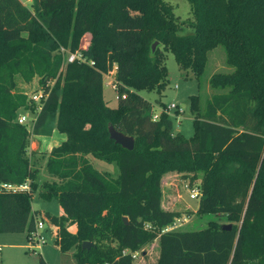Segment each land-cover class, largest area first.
Masks as SVG:
<instances>
[{
  "label": "trees",
  "instance_id": "trees-1",
  "mask_svg": "<svg viewBox=\"0 0 264 264\" xmlns=\"http://www.w3.org/2000/svg\"><path fill=\"white\" fill-rule=\"evenodd\" d=\"M186 1L191 32L180 35L182 22L165 0H30L29 7L0 0V233L33 228L38 187V198L61 209L43 218L74 264H133L131 253L152 241L155 264H264V0ZM84 33L90 37L80 50ZM217 46L228 70L208 76L213 93L202 106L200 95H189L192 134L172 133L170 118L153 120L137 91H162L165 51L198 78ZM59 47L80 50L92 64L73 60L62 69ZM112 70L116 105L109 107L102 74ZM15 76L38 77L46 94L32 134L52 121L64 135L44 163L56 181L38 185L24 154L29 134L16 112L34 103L14 90ZM108 125L132 136V149L110 139ZM87 156L114 164L116 176L97 171ZM169 172L189 185L198 179L195 214L224 215L230 229L212 220L161 232L180 216L161 206L160 179ZM25 182L28 191L2 188ZM83 241L91 246L81 248Z\"/></svg>",
  "mask_w": 264,
  "mask_h": 264
},
{
  "label": "rangeland",
  "instance_id": "rangeland-1",
  "mask_svg": "<svg viewBox=\"0 0 264 264\" xmlns=\"http://www.w3.org/2000/svg\"><path fill=\"white\" fill-rule=\"evenodd\" d=\"M25 7H29L30 0H19ZM171 5L176 20L181 23L178 34H188L191 32L189 26H186L189 19V5L186 0H165ZM89 34L84 33L80 38L78 48L84 50L88 45ZM78 50V49H77ZM164 65L166 69V82L161 92L155 90H139L137 93L148 100L152 106L151 118L157 119L160 113H165L172 122L173 130H179L185 137L192 134V114L189 110V95H200V106L203 100L213 93L207 84L208 76L217 71H227L228 67L224 63V54L221 47L217 46L207 52V59L202 74L195 78L192 72L187 69L178 67L173 59V55L169 51L164 52ZM63 69V67H62ZM114 71L102 74V97L108 106L115 105L116 92L114 90L113 81ZM14 90L23 93L27 99L28 95L38 90L40 86L38 77L34 76L29 82H23L18 76H15ZM48 87L52 85V80H48ZM169 103H173L175 108L165 109ZM28 109L19 108L16 112L26 117L22 124L28 131L27 144L25 147V156L32 164V168L36 169V181L40 185L44 181L56 179L46 173L44 163L49 151L58 141L56 138V130L53 122H48L44 128L40 129L38 134H32V125L36 116L37 103L28 104ZM59 134V133H58ZM90 163L99 172L108 171L110 177H115L117 170L114 164H107L101 160L87 156ZM161 185V206L166 210L178 211L180 216L174 219V230L187 231L198 230L205 227L207 221H217L220 224H227L224 215L210 216L195 214L198 199H189L188 190L198 188V179L188 184L186 179H182L178 173L169 172L164 174L160 179ZM188 188V189H187ZM37 189L32 193L30 198V209L34 215V221L44 217V213L58 216L61 213L60 207L55 200L45 201L36 196ZM70 231L72 225H67ZM54 229L49 227L39 231L43 238L38 253H31L25 249L27 231L18 233H0V264H38L41 259L45 264H66L69 256L61 253L53 243ZM156 242L152 241L149 245H143L136 252V258L133 264H155L157 258ZM72 254V251H69Z\"/></svg>",
  "mask_w": 264,
  "mask_h": 264
},
{
  "label": "built area",
  "instance_id": "built-area-1",
  "mask_svg": "<svg viewBox=\"0 0 264 264\" xmlns=\"http://www.w3.org/2000/svg\"><path fill=\"white\" fill-rule=\"evenodd\" d=\"M58 50L62 56V67L66 63L72 62L73 60H77L80 62H87L89 65L92 64L91 61H86L82 57L80 50H74L73 52H70V51L64 49L63 47H59ZM45 96H46V94L43 93V88L41 86L38 88V90H36V91L32 92L30 95H28L27 100L29 102L37 103L38 104L37 110H39L41 103H42L41 99L43 100L45 98ZM172 108H175V105L173 103H169L167 106H165V109H172ZM152 119L154 120V118H152ZM25 120H26V117L22 114L21 115L19 114L16 117V122L19 124H23L25 122ZM2 188L9 190V191H12V192L18 191V190H21V191H28L29 190L27 182L20 184V185L2 184ZM199 196H200V193H199V189L197 187L194 189L188 190V198L189 199H198ZM173 224H174V222L171 223L170 225L163 227L161 229V232L174 230L175 227H173ZM46 226H47V220L43 217L34 221L33 228L29 232H27V234H26V245L24 247L28 252L38 253L37 251L39 250L41 243H43V238L39 234V231H42L44 228H46ZM122 252L125 253L126 250L122 251ZM131 258L132 259L136 258L135 252L131 253ZM103 264H105V263H103Z\"/></svg>",
  "mask_w": 264,
  "mask_h": 264
},
{
  "label": "water",
  "instance_id": "water-1",
  "mask_svg": "<svg viewBox=\"0 0 264 264\" xmlns=\"http://www.w3.org/2000/svg\"><path fill=\"white\" fill-rule=\"evenodd\" d=\"M157 42L153 41L150 45V50L153 51L154 47L156 46ZM108 131V137L112 139L116 144H119L121 147L125 149H132L133 147V138L132 136L125 135L120 131L115 130L111 125L107 126ZM122 221H126L125 217H122ZM223 230H229L230 224H222L220 226ZM91 246V243L88 241L81 242V248H89Z\"/></svg>",
  "mask_w": 264,
  "mask_h": 264
},
{
  "label": "crops",
  "instance_id": "crops-1",
  "mask_svg": "<svg viewBox=\"0 0 264 264\" xmlns=\"http://www.w3.org/2000/svg\"><path fill=\"white\" fill-rule=\"evenodd\" d=\"M115 99H116V96H115ZM107 105V104H106ZM115 105H116V103H115ZM115 105H111V106H109V107H114ZM108 106V105H107ZM174 131V133H176V132H179V133H181L179 130H173ZM182 134V133H181ZM183 135V134H182ZM184 136V135H183ZM185 137V136H184ZM56 138H57V143L56 144H54L55 146L56 145H58L62 140H64V135L63 134H61V133H56ZM61 210V209H60ZM61 214V213H60ZM74 230H75V227H74V225H72V229L70 230V232H74ZM1 247V246H0ZM57 248V247H56ZM0 250H1V248H0ZM72 251V250H71ZM66 255H68L69 256V259L67 260V263L66 264H74V261H73V258H72V254L70 253V252H68V253H66ZM44 264H45V262H44Z\"/></svg>",
  "mask_w": 264,
  "mask_h": 264
}]
</instances>
